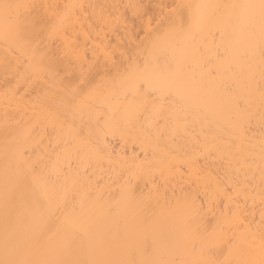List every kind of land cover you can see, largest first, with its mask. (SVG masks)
Listing matches in <instances>:
<instances>
[{
    "label": "bare ground",
    "instance_id": "obj_1",
    "mask_svg": "<svg viewBox=\"0 0 264 264\" xmlns=\"http://www.w3.org/2000/svg\"><path fill=\"white\" fill-rule=\"evenodd\" d=\"M262 0H0V264H264Z\"/></svg>",
    "mask_w": 264,
    "mask_h": 264
},
{
    "label": "snow or ice",
    "instance_id": "obj_2",
    "mask_svg": "<svg viewBox=\"0 0 264 264\" xmlns=\"http://www.w3.org/2000/svg\"><path fill=\"white\" fill-rule=\"evenodd\" d=\"M260 8L262 10V14H264V0H262Z\"/></svg>",
    "mask_w": 264,
    "mask_h": 264
}]
</instances>
